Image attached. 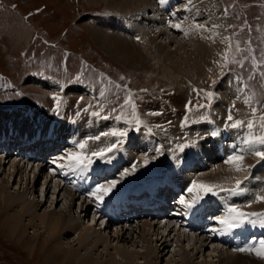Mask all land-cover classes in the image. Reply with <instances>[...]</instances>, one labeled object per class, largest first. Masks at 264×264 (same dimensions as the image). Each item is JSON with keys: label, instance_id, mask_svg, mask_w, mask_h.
Returning a JSON list of instances; mask_svg holds the SVG:
<instances>
[{"label": "rangeland", "instance_id": "rangeland-1", "mask_svg": "<svg viewBox=\"0 0 264 264\" xmlns=\"http://www.w3.org/2000/svg\"><path fill=\"white\" fill-rule=\"evenodd\" d=\"M220 1L221 0H219V2ZM176 3H178V0H175V5ZM180 3H182V1H180ZM223 3L230 9L231 19H227V17L224 18L225 24H221L222 28L224 25L228 29L227 33L232 30L236 31L238 34L237 36H239L241 40V43L251 39V46L255 49L257 56H259L261 52H264V18L262 21V16L264 15V0H223ZM109 4V0H92L91 2H88L87 0H0L1 119H4L5 116L2 115L6 114H9V117L11 118L16 119L18 118L16 112H20V110L25 111L26 114L29 111L28 114L30 115V117H33L34 113V115H37V113L38 115L40 113L44 115L43 112H40L41 109L37 111V109H26V105H24L25 107L14 105H16L17 103H24L27 105H32L33 103L35 104L39 102L48 103L49 97L47 95V88L54 86V80H58L64 84H68L65 86L66 88L76 86L80 87V89L82 90V86L80 85V83L75 82V80H81L84 82L92 83L95 86L94 91L98 93L97 98H99V101L104 104L101 106L102 111H105V107H110L115 108L116 111L119 110V112H124L123 108H118L122 103L121 98L123 96V93L126 89H134L132 96L137 103L136 105L138 106L140 113H142L148 121H163L164 118L170 116L172 117L171 123H169L170 125L166 128L168 131H156V136L159 139L165 141L166 145H170L171 147H175L176 145V148L187 146L188 148H185V150L192 148V143L195 142V139L197 138V136L195 137V134L197 135L201 130L205 129L206 125L199 126L197 124L195 126V124H190L186 126L182 121H179V119L177 120L178 117H181L179 111L181 113L185 111V108L182 107V104L186 99H188L189 101L190 99H193L191 93L192 90H206L205 87L210 84V82L215 81L217 83L221 78L220 65L223 64L222 54L224 53V50L226 48V41L224 42V47L221 51L222 54L221 56H218V60L216 61V63H211L210 67H208L207 65L204 68L200 65L201 62V64H203V59L201 57L206 56V53L209 51V53L213 52L214 49L211 50V45H214L212 44L214 42V39L212 38V43L209 41L211 45L205 44L204 46H199L200 48L198 50H193L194 46H189L191 44L184 45L187 44V41L185 40H188L189 43H192V41L190 42V40H193L195 44L197 41L204 43L205 40H203L204 37L201 30H199L197 34H193L194 36L191 34L190 36L186 35L184 38H182L179 42H182L180 44H183L184 47H178L177 45L172 46V43L166 45L159 42L161 38H149L150 41L149 39H147V43H140L142 47L140 45L138 46L139 43L135 45L130 44L129 42H127V44L121 43V45H123L125 49L129 50V58L133 62V66H129L128 64L119 61L113 55L99 46V44L96 43L93 36L91 35L90 29L97 31L100 35L105 34V31H110L115 34H121V37L123 38L130 39L134 42H140L138 40H135L136 38L134 39V37H137L136 31H138V29L132 30L134 34H136L134 35L132 34L133 32L131 31V29L127 27L110 26V28L108 29L107 27L109 26L104 24L101 25L96 21L95 18H85L86 16L94 15H106L105 17H107ZM180 15H178L179 17H176L177 19L170 17L169 22H167V26H172L173 23L171 22L175 20L178 23L182 19L181 17H183V15H181L180 17ZM83 20L86 22H84ZM185 21H180L179 24L186 27V25H184ZM233 22L235 24H233ZM230 23L232 24L231 27ZM249 25L252 28V31L250 33L247 30ZM183 26L182 28H184ZM222 28L212 29L213 35L215 34L214 38L220 36V34L222 33V30L220 29ZM241 28H243L244 31L241 32ZM217 30L219 31L217 32ZM171 33L178 34L181 33V30H175ZM225 36L226 30L224 28L223 37ZM144 45L146 48L144 47ZM207 47H209L208 51L206 50ZM206 57L207 58H205L204 60L210 58L208 56ZM159 59L165 60L167 63L171 64L170 68L172 74L162 73L161 75V71L155 70L157 66H152V64H158ZM181 66L184 68H182ZM190 66H194V72L192 70H185L186 67ZM249 67V64H246L245 70L243 71H241L239 68L234 67L231 73H239L247 78L251 69ZM224 71H227V69H225ZM35 73L39 76L47 75L48 77L52 78L53 81L47 80L48 78L38 79L32 77V75ZM164 74H170V78L166 77ZM122 76L124 77L123 80L120 79ZM174 76H179V81L173 82L171 79H173ZM222 81L217 85L216 91L218 93H215L214 90L215 102L213 103V107L216 113L217 110H224L225 106H227L225 102L228 98L226 97L228 96V94L229 96L233 95V93H229V90L232 89L233 92H236L237 88L235 85L230 83L225 84L228 87L225 86V88L223 89L222 85L224 83H227V80L224 79V82ZM3 82L4 84H6L4 86L9 87V89L3 88ZM42 82H48L51 85L49 87H45L43 86ZM249 83L251 85H249L248 89L252 91L251 95H253V100H255L259 104L260 110L264 111V78L257 75ZM177 84H182L184 88L179 87ZM116 85H127V88H118L116 87ZM102 86L105 89V95L103 97L100 96V89ZM143 89H146L147 91H141ZM221 90L223 91L221 92ZM80 91H78V93ZM76 94L77 91H71L69 89L66 90L64 93H62V102H64L66 106L72 107L76 100L75 98L78 95ZM202 95L203 93H201V96ZM216 96H218V98ZM78 102H81V100ZM192 106L194 105L192 104ZM165 107H169V110L171 111V113L168 114L169 116L150 115V113H157L158 110L161 111V109ZM68 112L73 114L71 116V119L76 117L75 114H77V111L69 110ZM192 112H196L198 114L213 113L212 110H207L206 112L204 110H199L198 112L193 110ZM10 113H12V115ZM28 114L27 116L29 119L30 117ZM243 114L247 115V111L245 109L243 111L241 110V116ZM63 115L64 118H66V114L63 113ZM44 119H46V117ZM14 128L15 127H12L13 130ZM18 129H20V127L17 128V131H19V135H22V131L24 134L27 133L26 128H23V130ZM40 130L45 131V124ZM82 130L88 131L84 128ZM55 131L56 130L54 129L53 132ZM93 131H95V129ZM53 132L50 136L54 135ZM90 133H92V131ZM90 133L88 134L89 136ZM1 135L3 134H0V137ZM83 135L85 136V133ZM83 135L80 137L81 140L89 137H84ZM101 139L96 140V144L100 142L102 143ZM135 140L146 142V139L143 136L133 137L132 141L134 142ZM8 143H3L2 147L8 148L7 146L4 147ZM91 144L93 143L91 142ZM38 147H40L39 149H41V145H39ZM90 147L91 146L86 145V147L82 149L81 154L83 152V155H85L86 151L87 156H90L92 153L90 151L95 150V148H93L94 146H92L91 148ZM88 148L90 151L87 152ZM244 148L246 149L247 146L244 145ZM70 149L73 148L71 147ZM159 149L161 150V147H159ZM163 151L164 150H162V152L160 153L164 155L163 158L165 163L167 154L163 153ZM75 152L76 150H71L68 151L66 155L69 156L71 153ZM184 152H180V155L187 154ZM189 154L192 155L191 153ZM8 155L9 159L7 157L5 158V161L7 163L4 161L2 163L1 161L0 167V184L2 183L4 184L3 186H6L5 189L7 191L5 193L19 192L20 194L17 195L18 198H21L22 195H24L27 200L33 203L32 209H35L34 212L37 216L42 215L45 210L54 211L57 213L60 212L61 216H66L68 212H64L63 209L67 210L66 205L68 204V201L64 200L63 192L67 191L71 196L72 192H70L65 186L62 185H60V189H63L59 190V188H57V184H60L62 180L60 178L58 180L57 177H52L53 179H57V181L55 179L57 183L52 181L53 179H50V184L47 185L46 182H48V179L50 178L47 176L51 173L49 172V174H47L48 172H46V170L42 168L43 166H41V163H39L38 161L27 160V162H29V164H27L26 160H23L22 158L19 159V156H14L13 153H9ZM129 156L130 158L134 157V155ZM222 157L217 158V156L213 154L211 160L203 161L204 163L208 164H205L203 167H201V169L195 168L196 165L193 163L194 167H192L190 171L188 170L186 174L187 176H183L185 172L183 170V166L180 167V169H177L175 173V175L177 174L182 179L180 185L187 182L190 176H193L192 178L194 179V181L200 183L201 181L197 179V175L202 177V173L204 172H211L216 170L222 171L223 169L230 167L228 165L226 167L222 164V161H225V158ZM249 157H252L249 159L250 163L253 161V159H256V157L253 155ZM93 158L96 159V157ZM219 159L222 161L220 162ZM12 162H16V164L17 162H19L18 165L22 167H24L23 165L26 164V169L21 173H14L12 172L13 168L11 167ZM191 162L192 161H190V163ZM245 163H248V161L245 160ZM69 164L72 169L71 173L77 174L80 166L74 165V163L71 161H69ZM248 165L250 166L251 164ZM37 167L42 169L40 173H38ZM235 172L238 173L236 170H233V173ZM260 173L262 174L261 171H259V174ZM256 174H258V172L253 174L255 178ZM247 181L251 182L249 178L247 179ZM243 185L242 187L246 189V186ZM249 186H251V184H249ZM254 193L255 192L253 191L252 195L254 196V198L250 200V204L252 203L251 207L257 210L258 208L263 207L262 205L264 204V202H256V196ZM257 195L264 196V192H262V190L258 188ZM226 198L224 200H226ZM73 199L74 202L73 200L71 201V203L73 202V205L70 215L72 214L71 216H73L77 220L76 222L90 224L92 223L91 225H93V227L102 226L103 228L100 229L101 232L107 233L111 239L109 243L110 247L108 246V249H103V244H98L96 246L97 249L93 251L94 256L92 257V259L97 261L102 259L103 262L107 261L115 251V247L128 250L143 249L142 241L132 243L130 239V236L134 237L138 229L133 226L134 228H132V233H127V231L130 232L131 230H128V228L125 229L124 225H126L127 223L133 225L136 218L139 219V221H151L152 217L138 216L130 220H128L127 218L118 220L115 230L117 231V229L121 227L123 230L125 229L124 231L126 232L124 233L126 237L128 234V238H126V240H120L115 238L114 236H111L112 234L110 233V229H112V226L106 225V223L108 222H102V220L99 219L98 216L95 217L93 212L88 210V205L83 201V199H79L77 196H75ZM230 199L232 198L230 197ZM14 202L13 204L9 205L11 206L12 212H15V209H19L18 204L20 203V201L18 202V200H16ZM34 203H36V205ZM48 211L46 212L49 213ZM73 217H71L70 219L73 220ZM10 218L11 215L7 213L5 206L0 201V264H65L63 262L65 261L67 253L50 254L49 251L44 249L45 245H47L48 243V241L46 242V240L44 239L48 237L46 236L47 232L45 228L43 227L42 223L40 224L38 218L35 217L34 219L29 221V217L27 215L20 216L19 219L21 224L20 227H18L19 232L11 231L9 226ZM165 221L170 220H163L160 221V223ZM160 229L163 228L160 227ZM63 234L61 233L59 241L50 244H61V246L64 247L67 251L69 248H72L73 245H76L75 239L77 238V236L75 235L74 231L68 233L65 232ZM169 241H172V243L167 244L169 245V247L167 246L168 249L166 248L163 250L164 252L161 251V253H159V257L157 258L159 264H168L167 261L169 257L171 258V255H174V249L171 248L175 245V241L173 242V238H171ZM186 242V240H183L182 245H186ZM28 243L30 244V247L27 245ZM209 244L211 243L207 242L206 246H204L194 254L192 253V250L191 253L193 255H191L189 258L195 261V263L200 264L207 261L206 259L214 257L216 258V255H214L215 251H213V244L215 245V243H213L212 245ZM229 251L231 252V250ZM209 253L211 255H209ZM173 258H176L175 255ZM62 259H64L63 262H61Z\"/></svg>", "mask_w": 264, "mask_h": 264}, {"label": "bare ground", "instance_id": "bare-ground-1", "mask_svg": "<svg viewBox=\"0 0 264 264\" xmlns=\"http://www.w3.org/2000/svg\"><path fill=\"white\" fill-rule=\"evenodd\" d=\"M87 1L91 2L92 0H87ZM93 1H99V0H93ZM104 1H107V0H104ZM156 1L157 0H122V1L109 0L110 4L108 7L109 10L107 13V17H105L106 15H104V16L103 15L102 16L101 15L100 16L94 15V16H86L85 17V18H88V17L95 18L96 21L98 23H100L101 25L104 24V25L109 26V27H107L108 29L110 28V26H112V27H118V26L123 27L124 26V27L131 29V31L138 29V31H136V32H137V37L140 38L138 40L140 42H134L130 39L123 38V37H121V34H115V33L110 32V31H105L104 32L105 34L100 35L97 31L90 29L91 35L93 36L96 43L99 44V46H101L105 51H107L108 53L113 55L119 61H122L123 63L131 66L133 62L129 58L130 57L129 56V54H130L129 50L125 49V47L123 45H121V43L127 44V42H129L130 44H134V45L139 43L138 44V46H139L140 43L141 44H144L145 42L147 43V39H149V38H153V39L154 38H161V40L159 42L164 43L166 45H169L172 43V46L177 45L178 47L179 46L184 47V45L191 44L189 46H191V47L194 46L193 50H198L200 48L199 46H204L205 44L211 45V43H212L211 40H213L212 38H210L213 35V30L211 28V25H219L220 26L219 28H222L221 24L222 23L225 24V19H224L225 16L221 11L219 0H195V1H193V0H191V1L190 0H178V3H176V5L174 4L175 6H173V7L182 11L181 15H183V17L185 15L189 14V16H186L184 18L186 20L185 24H184V25H186V27H184L182 25L184 28L187 29V30H185L183 28L187 32V34L192 33V35H193L194 33L197 34V32H199V30H196L194 28V25L197 23L209 26L207 30L202 31L204 39L205 38L207 39V40H205L206 42L204 41V43H201L200 41H197L198 43L196 42V44H192V43H189L188 40H185V41H187V44L183 45V44H180L182 42H179V41L186 36V33L183 32L182 34L180 33L178 35H173V34L169 33L170 31H173V29L171 28L172 26H170V27L167 26V22H169L170 17L166 19L167 15L165 13H164L165 15L163 14V12L161 11V9L159 8L157 3L155 4ZM180 1H182V3H180ZM181 15H180V17H181ZM144 20H146V21H144ZM84 22H86V21H84ZM175 22H176V20L171 22V23L174 24ZM178 29L180 30V28H178ZM220 30H222L221 31L222 33L220 32L221 33L220 36L217 38H214V42L212 43L214 45H211V50L214 49L213 52L211 51L212 53H209L210 52L209 51L206 53V56H208L210 58L204 60L207 57L206 56L201 57L203 59L204 65L201 64L202 62L200 63V65L203 68L206 67L207 65H208V67H210L211 63H216V61L218 60V56H221V54H222L221 51L224 47V42H225L224 37H223L224 27ZM98 31H99V29H98ZM218 31L219 30H217V32ZM132 34H134V32ZM135 38L136 37H134V39ZM199 39H200V37H199ZM135 40H137V39H135ZM203 40H201V41H203ZM149 41H150V39H149ZM209 41L211 43H209ZM144 47H145V45H144ZM147 47H148V45H147ZM208 48L209 47L206 48L207 51H208ZM182 59H183V57H182ZM158 62H159L158 64H155V63L152 64V66H157L155 68V70L161 71V75H162V73L172 74L171 68H170V65H171L170 63H167L165 60H161V59H159ZM193 67L194 66L186 67L185 70H188V71L192 70L194 72L195 68H193ZM182 68H184V67H182ZM170 74H164V75L166 77H169ZM178 77L174 76V78L171 80L173 82L179 81ZM42 83H43V86H45V87H49L51 85L48 82H42ZM225 84H228V83H224L222 85L223 89L225 88V86H227ZM177 85L181 88H184V86H182V84L181 85L177 84ZM68 89L71 91H80L81 90L80 87H76V86L69 87ZM222 91L223 90H221V92ZM222 95H224V94H222ZM28 112H27V114H28ZM16 113H17V117H18L16 119L9 117L10 116L9 114L2 115V116H5L4 119H1V117H0V119H1L0 120V134H3L0 137V147L2 146L3 143H8L10 138L13 136V135H8L9 131H13L12 127H15L14 130H16V131H17L18 127H20V129H18V130H21V129L23 130V128L24 129L26 128L27 133H25V135H27V134L32 135L33 131L35 129L40 130V129H42L44 124L46 125V123L44 122V121H46L45 119H44V121H39L38 118H41V117H43V118L46 117V119L48 118L45 114L43 115L42 113H40L38 115L37 112H36L37 115H34L35 113L33 112L34 113L33 117L32 116L30 117V115L28 114L30 117L29 119H28V116H27L25 111L20 110V112H16ZM10 114L12 115V113H10ZM64 119H66V118H64ZM198 125L199 126H205L206 125L205 128H207V130H208V128H210V126L207 127V124H198ZM82 127L83 126L81 124H79V128L82 129ZM87 129H88V131L85 133V137L89 136L88 134L91 131H92V134H94L93 132H96V131H93L94 128L91 126H89V128H87ZM67 134L60 132V134L58 135V139L61 141H64L66 138L64 139L63 136H65ZM67 137H68V139H70L69 135H67ZM93 138L94 137L89 136L86 139H82L83 140L82 141L80 138L78 139V138L72 136V142L75 144V147L79 151V152L76 151L75 153L81 154L82 149L79 148V146H78L80 143H86L87 146H91V147L94 146L93 148H95V150L90 151L88 148L87 152L88 151L96 152V150L98 148H100L103 145V143L100 142V143L96 144L97 141H96V139H93ZM90 140H92L95 143V145L91 144L92 141H90ZM49 141L46 140V142H49ZM196 141H197V143H199L197 148L196 147H194V149L190 148L188 150H185V152L184 151L183 152L184 153H191L192 155H195L194 157H191L190 160L193 159L192 163H194L197 166V167L195 166V168L201 169V167H203V166L199 165V164H201L200 161L203 162L204 160H211L212 155L215 152L216 153L219 152V149H220L219 146L220 145L213 143V141L203 143L202 139L199 138L198 134H197V138L195 139V142ZM44 142H45V140L39 141L38 142L39 144L38 143L35 144V147H38L39 145L42 146V144ZM88 142H89V144H87ZM218 142H220V141H218ZM6 146L7 145H5L4 147H6ZM7 147L9 148V145ZM257 147H259V146H257ZM184 148H188V147L185 146ZM4 149L5 148H0V167H1V161H2V163H3V161L6 162L5 161L6 157L9 159V157H8L9 155H7V153L4 152ZM40 150L41 149H38V150H36V152L38 153V152H40ZM99 150H97V151H99ZM200 152H202V155L205 152L208 154L210 153V155H203L202 156V155L198 154ZM9 153H12V152H9ZM13 155L16 156L15 153ZM82 155H83V152H82ZM251 155L255 156L254 154H251ZM89 157L93 161L95 160V158L91 157V155ZM220 157H222V156H220ZM226 157H225V155H223L222 158L226 159ZM250 158H252V157L246 156L244 154V160L248 161L249 162L248 164L255 163L258 159L256 157V159H253V161L250 163V161H249ZM19 159H21V158H19ZM27 160L31 161L29 159H27ZM27 160H26V162H27ZM136 161H138V163L142 162L140 159H137V158H136ZM18 163L19 162H17V164H16V162H12V166H11L13 168L12 172L21 173L22 171H24L26 169V164L23 165L24 167H22V166H19ZM27 164H29V162H27ZM204 164H208V163H204ZM229 166L231 168L230 167L225 168V169H223L224 171L223 170L222 171L216 170V171H211V172H204V173H202V177L197 175V179L203 183L217 184L220 187H223V186H231L232 187V185L235 184V181L238 180L239 176H236L233 173L232 168H234L235 166L232 164ZM73 167H75V166H73ZM165 167L169 168L168 170H170V172H172V174H175L177 171L175 166L169 162H165ZM37 169H38V173H40V171L42 170L39 167H37ZM248 170H249V168L247 170H245L244 175H246L248 173ZM183 176H187V175L183 174ZM50 179L52 180L53 178L50 177L48 179V182H46L47 185L50 184V181H51ZM55 179H53L52 181L56 182L57 179H56V181H55ZM176 179L180 180L179 182L175 181L176 184L177 183L180 184L182 179L177 174H176ZM249 179L251 182L247 181L246 182L247 184L243 185V186H246L245 188L247 190H248L247 187H249V184H251V183L254 184L255 183L254 181H256V178L254 176H250ZM58 180H59V178H58ZM227 180H232V181L230 183H224V181L227 182ZM54 182H53V184H54ZM3 185L4 184H2V183L0 184V186H1L0 187V201L5 206L7 213L9 215H11L10 222H9V226H10L11 231L12 232L13 231L19 232L18 227H20V224H21L20 219H19L20 216L27 215L29 217V221L34 219L35 217L38 218L40 224L42 223L43 227L45 228V230L47 232L46 236L48 237V238L44 239V240H46V242L48 241V243H47V245H45L44 249L49 251L50 254H56V253H64L65 254V253H67L65 261L63 262L64 259H62V261H61L65 264H159V262L157 260V258L159 257V253H161V251H163L166 248L168 249L169 245H167V244L172 243V241H169L171 238H173V242L175 241L174 246H176V247L173 246L171 249H174V255L176 258H173L174 255L172 254L171 255L172 257L171 258L169 257V259L167 261L168 264H172V263L173 264H200V263H195V261H193L189 257L191 255H193L194 253H196L197 251H199L200 249H202L204 246H206L207 242L211 243L209 245L213 244V242L207 240L206 236L203 233L199 234L196 232H187L186 229H184L182 227L173 226V224H171L170 221H165V222L160 223V221L158 219H156L155 217H153L151 221H148V220L139 221V219L136 218L133 225H130L127 223L126 225H124V228L125 229L128 228V230H131L130 232L127 231V233H132V228H134V227H136V229H138V231L135 230L136 234L134 235V237L130 236V239H131L132 243L142 241L143 242V249L142 250H128V249H122V248L115 247V251L113 252L111 257L107 261L103 262L102 259L97 261V260L92 259V257L94 256L93 251L95 249H97L96 246L98 244H101V245L103 244L102 245L103 249H108V246H109V243L111 240L110 236H108L107 233L101 232L100 229L103 228L102 226L101 227L100 226L99 227H97V226L93 227V225H91L92 223L90 224V223L76 222L77 220L73 216H71L72 214L70 215V213L72 211L71 210L72 205H73L72 203L74 202L73 198L75 197L74 193H72V196H74V197H72L70 195V193H68L67 191L63 192L64 200L68 201L67 202L68 204L66 203L67 204L66 205L67 210L63 209L64 212H66V211L68 212L66 214V216H61L60 212L57 213V212L48 211V210H45L42 215L37 216L34 212L35 209L34 210L32 209L33 203L31 201L27 200V198L24 195H22L21 198H18L17 195L20 194L19 192L5 193L7 190L5 189L6 186H3ZM57 188H59V190L63 189V188L60 189L59 184H57ZM254 192L257 193V189L254 190ZM251 196H252V194H251ZM252 198H254V196L245 200L244 202H241V203H240L241 200H237L238 203L232 204L231 206L235 205L238 208H240V207L245 208L246 204H250V200ZM16 200H18V202L20 201V203L18 204L19 209H15V212H12L11 206H9V205L13 204V202ZM72 200H73V202L71 203ZM231 200L226 198L225 202L230 204V203H232ZM232 201H235V200L233 199ZM36 203H34V204L36 205ZM262 206H263L262 208H264V204ZM46 211H48L49 213H47ZM71 217H73V220L70 219ZM122 219L123 218L118 219V220H122ZM118 220L112 221L113 223H110L111 224L110 226H112V229H110L111 230L110 233L112 234L111 236H114L115 238L120 239V240H126V238H128V234L126 237V235L124 233V232H126V231H124L125 229L123 230L120 227L119 229H117V231L115 230V228L117 226L116 223ZM93 224H94V221H93ZM106 225H108V223H106ZM160 227H162L163 229H160ZM72 231H74L75 235L77 236V238L75 239L76 245H73V246L71 245L72 248H69L67 251L64 247L61 246V244L60 245L50 244V243H55V242L59 241V238L61 237V233L63 234L65 232L68 233V232H72ZM120 231H122V232H120ZM171 232H172V234H171ZM183 240L187 241L186 245H184V244L182 245ZM27 245L30 247L29 243ZM192 250H193V252H192ZM213 251H215L214 255H216V258L214 257V258L206 259L207 261H205L202 264H264V258L254 257L251 254L246 253V252L238 251L239 252L238 253L237 251H233V250H231V252H230L225 247L218 246L216 243H215V245L213 244ZM189 252H190V255H189ZM209 255H211V254L209 253ZM138 259H141V260H138Z\"/></svg>", "mask_w": 264, "mask_h": 264}, {"label": "snow or ice", "instance_id": "snow-or-ice-1", "mask_svg": "<svg viewBox=\"0 0 264 264\" xmlns=\"http://www.w3.org/2000/svg\"><path fill=\"white\" fill-rule=\"evenodd\" d=\"M161 4L166 3V0H160ZM225 15L228 13V8L226 7L224 9ZM246 23V22H245ZM172 27L180 28V25H172ZM208 25L204 24H195L194 28L196 30H207ZM219 25H211L212 29L219 28ZM231 27V26H230ZM248 32L250 33L252 31L251 26L249 25L247 28ZM240 31H244L243 28L240 29ZM215 35V34H214ZM214 35L210 38L214 39ZM238 34L236 31L233 32L231 36H225L224 40L227 42V48L225 49L224 53L222 54V60L223 64H221V75H225V69L228 70V72H232L233 68H239L241 71L245 70V65L250 64L251 69L249 71V75L247 78H245L241 74H237L234 77V80L238 87L236 88V99H241V96L247 93L249 82L253 80L257 75L264 78V52H261L259 56H257L256 51L254 48H252V41L251 39L244 41L243 46L239 39H234ZM137 40H139V37H136ZM219 63V62H217ZM121 80L124 79L122 76L120 78ZM213 83H216L213 81ZM116 87H124L127 88V85H116ZM141 91H147L146 89H143ZM194 91L199 96L201 93H203V96L207 103L205 104H197L195 107L198 108H204V107H210L211 102L214 99V93L211 91H205L202 89H194ZM105 92L101 91L100 96H104ZM53 99L57 101V107L59 106V102L61 100L60 97L54 96ZM81 100L83 97L80 98ZM243 102L246 106L250 107L251 109V118L245 120L236 119L234 118L232 112L235 108V104H233L229 108V114L227 116V121L229 124L227 126H230L232 128H242L246 130L249 135L245 137L243 140V144L247 146L246 149H241L240 151L233 150L232 154H230L226 159V164H232L235 166L236 171H245L246 169L243 167V161H244V153L245 151L249 152L250 154H254L256 157H258L259 160L264 161V111H261L258 106H255L253 104V95H244ZM123 105H131L132 112L135 115L136 114V102L134 97L132 96L131 91H128V95L123 100ZM186 108H188L189 111H191L192 108V102L189 101L188 105H186ZM113 112L116 111L115 108L112 109ZM93 115H99V113H93ZM150 115H160V113H150ZM116 119H122V116H117ZM131 123V121H129ZM136 125L138 126L140 123H142L139 119V117H136L135 121ZM160 127V126H157ZM151 131V129H149ZM128 129H117L113 128L108 132H103L99 136L94 137L93 139L99 140L101 136H111L116 138V142L108 145L105 148H101L99 151L92 152L91 157H96L103 159L106 155L112 153L114 150L118 148V146L122 143L123 139L128 136ZM79 148L84 149L86 147V143H80ZM259 146V147H257ZM156 151H160V149H157ZM68 160L73 162L74 165L80 166L84 165L85 163L91 164L93 161L92 159L87 155H82L80 153H71L68 156ZM55 163V161H54ZM145 164L148 163V160L145 159ZM64 165H60V167H63ZM248 177H245V180H247ZM244 181L243 180H236L235 181V187L234 188H223L220 187L217 184H207L203 182H196L193 181L192 185L187 189L189 193L202 192L204 195L212 194V195H219L222 192H228L232 194H237L241 191L242 185ZM116 187V182L113 181L108 186H105L103 184L97 185L95 190L90 193L91 196H94L98 201H103L104 197L111 193V191ZM217 189H219L217 191ZM203 199L202 196L194 197L192 201H186L185 199L181 198L180 203L184 205L186 208H193L197 203H199V200ZM256 202H264V196L256 195L255 197ZM254 217H257L260 219V222L264 224V212L262 213H247L236 207L235 205L230 206L228 209V216L227 217H217V221L220 225H223L226 230H231L233 228L239 227L241 224L245 222H252L255 223L256 220L252 219ZM236 251L240 252H253L257 257L264 258V246L261 248H248V247H241L239 249H234Z\"/></svg>", "mask_w": 264, "mask_h": 264}, {"label": "crops", "instance_id": "crops-1", "mask_svg": "<svg viewBox=\"0 0 264 264\" xmlns=\"http://www.w3.org/2000/svg\"><path fill=\"white\" fill-rule=\"evenodd\" d=\"M175 23L178 24L177 22H175ZM175 23H174V24H175ZM179 25H180V24H179ZM181 28H182V26L180 25V30H182V31H181V34H182L183 32L186 33V35H189V36L192 34V33L187 34V32L185 31V30H187V29L184 28V29H185V30H184L183 28H182V29H181ZM176 30H177V29H176ZM178 30H179V29H178ZM173 31H175V30L173 29ZM173 31H170L169 33H170V34H173V35H178V34H180V33H178V34H177V33H171V32H173ZM204 40H207V39L205 38ZM191 41H192L193 44H195L193 40H190V42H191Z\"/></svg>", "mask_w": 264, "mask_h": 264}]
</instances>
